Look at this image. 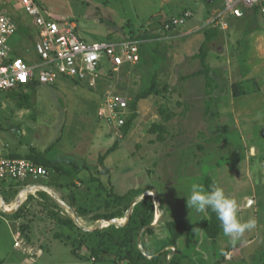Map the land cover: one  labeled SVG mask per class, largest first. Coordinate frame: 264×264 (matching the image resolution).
Instances as JSON below:
<instances>
[{
  "label": "rangeland",
  "instance_id": "rangeland-1",
  "mask_svg": "<svg viewBox=\"0 0 264 264\" xmlns=\"http://www.w3.org/2000/svg\"><path fill=\"white\" fill-rule=\"evenodd\" d=\"M35 1L47 11L69 22L75 21L81 36L87 41L118 39L132 31L136 34L152 31L155 19L170 18L184 10L193 11L194 18L176 30L178 37L163 41L157 51L145 52L146 65L123 72L120 69L118 76L107 75L105 79L98 80L95 88L61 76L54 84L44 83L35 89H27L30 99L24 108L19 106L11 92L0 94V147L19 151L27 158L34 156V152H40L49 159H56L58 168L52 177L34 185L43 186L49 180H55L54 176L59 179L56 182L68 183L74 177L78 187L72 190L54 184L53 187L57 191L56 196L66 205L75 192L76 201L88 208L83 216H79L75 208L64 206L61 213L71 215L86 231L110 225V219L94 218L107 210L103 203L109 188L113 187L118 194L131 189L147 190L145 193L152 195L156 210L152 230L148 232L145 228L146 232L143 234L142 230L138 236V246L145 253L171 250L170 254H165L166 264L174 254L181 264H263L264 228L258 229L257 226L245 231L235 242H230L223 231L212 239L201 227L209 217L207 211L197 213L186 203L191 184L204 186L205 177L210 175L226 194L236 200L242 198L239 215L243 220L253 218L255 213L260 215V220L264 219V31L261 23L247 24L232 18L231 26L222 30V34L210 44L208 61L211 75L220 87L215 98L211 99L204 90V76H185L202 68L196 55L204 40L202 28L212 15V0ZM0 10L12 16L21 27L10 38V43L16 52L33 60L31 49L35 38L33 40L30 36L36 33L33 17L22 9L20 0H0ZM159 58L161 62L157 65L155 59ZM156 70L159 72V88L165 95L142 99L131 130L123 138L117 137L97 116L104 92L110 83H117L120 93L133 97L150 85ZM104 72L109 73L108 66ZM246 80L247 93L234 96L232 85ZM165 85L166 91L163 89ZM209 103L211 112L207 111ZM170 113H173L172 119L166 121L165 117ZM154 123L167 125L168 132L162 141L157 137L158 133L150 131ZM116 140L119 141L118 149L105 161L110 175L101 176L108 189H104L100 196L97 190L89 188L90 182H82L81 179L88 180L97 173L99 155ZM63 158L65 161H61ZM86 162L93 169L80 168ZM73 163L80 167L72 166ZM253 183L262 200L255 213L254 206L249 209L251 206L245 207L243 201L244 195L252 191ZM24 188L25 185L19 184L14 198L6 196L5 188L0 189L3 196V200L0 196L1 212L14 210L5 206H16L23 193L25 196L18 208L30 195L35 198L28 203L27 211L19 219L10 215L18 208L9 215L2 213L6 219L1 220L0 243L12 244L16 236V240L22 241L18 246L27 247L25 253L34 257L35 262L26 258L29 264H114L113 255L87 260L81 257L91 255L86 248H79L81 256H76L70 245L55 240V232H66V228H59L46 210L53 208L57 201L61 205L63 203L54 197L49 199V206L44 207L39 195V191L44 189L40 187L37 191L21 193ZM144 195L135 200L139 201ZM157 195L163 202V208L158 205ZM131 210L132 204L127 216L115 224L124 225ZM178 219L186 220L188 230L179 240L177 249L162 248L169 236L167 222ZM255 233L256 242L246 245L234 259L222 261L224 245L241 246ZM40 250L44 251L41 258L38 257L40 254L37 255Z\"/></svg>",
  "mask_w": 264,
  "mask_h": 264
},
{
  "label": "built area",
  "instance_id": "built-area-1",
  "mask_svg": "<svg viewBox=\"0 0 264 264\" xmlns=\"http://www.w3.org/2000/svg\"><path fill=\"white\" fill-rule=\"evenodd\" d=\"M222 1L223 5L211 15L203 28L227 30L232 18H241L246 10L257 8L264 31V0ZM20 3L22 9L34 19L36 33L31 49L34 59L28 60V55L17 54L10 38L19 31V24L8 13L0 10V94L36 81L54 84L60 76L95 88L98 80L105 79L112 72L118 76L123 65H135L141 59L140 46L145 42L144 39L127 35L118 39L87 41L81 36L75 21L69 22L47 11L35 0H20ZM193 17V11L184 10L161 22V28L157 30L161 34L160 38L170 40L178 37L176 30ZM172 31L174 33L171 35L165 34ZM106 66L109 67V73L104 72ZM115 88L116 85L109 84L98 115L117 137L123 138L122 127L131 113L130 98L116 92ZM49 174L46 167L31 159L10 157L5 148L0 147V185L18 182L26 186V192H33L38 190L34 183L46 179ZM42 189L47 190V187ZM20 242L16 240L15 243L18 246Z\"/></svg>",
  "mask_w": 264,
  "mask_h": 264
},
{
  "label": "trees",
  "instance_id": "trees-1",
  "mask_svg": "<svg viewBox=\"0 0 264 264\" xmlns=\"http://www.w3.org/2000/svg\"><path fill=\"white\" fill-rule=\"evenodd\" d=\"M240 20H242L241 22L247 24L252 22L253 24H257V23L260 24L261 15L257 8H252L246 10L245 15L243 17L236 19V21H240ZM159 28H161V20L155 19L151 26L152 31H147V32L145 31L139 34L134 33V31L130 33V36L132 37L136 36L140 39H144L145 42H143L140 46V53H141L140 61L135 65H130V64L123 65L121 67L122 72L127 70L138 69L142 65H146L147 60L145 58V52H147L148 50L157 51V48H159V46L163 41L164 42L168 41L161 39L160 38L161 34L155 32V30H158ZM202 30L204 32L205 38L200 46L199 53L196 55V57L200 58L202 68L199 69L198 71L193 72L192 74L185 76V78L200 76V75L204 76L205 93L207 97H211V99H213V94L219 88V83L211 75L212 68L208 62V57L211 50L210 44H212L215 41V39L222 34V30L214 27H205L204 29L202 28ZM172 33H174V31L167 32L165 34L171 35ZM17 54L20 53L17 52ZM27 59L29 60L30 58ZM160 60L161 58L155 59L157 65L160 64L161 62ZM150 80L151 82L148 87L138 92L133 97H129L130 98L129 110L131 111V113L126 119L125 125L122 127V133L125 136L127 135L128 131L131 130L134 121L138 117L139 102L142 99H147L152 95H161V94L165 95V93H161V89L159 88V72L157 70L154 71V74L152 75ZM246 82L247 80L239 81V82H235L232 85L234 96H240L247 93L245 89ZM37 85H39V83L36 81L26 86H19L17 88H13L9 90V92H11V95L14 98L16 97L19 106L21 108H24L26 103L30 99V94L27 91V89H34L35 87H37ZM163 89L166 91L167 86L165 85ZM115 91L120 92L118 86L115 88ZM211 108H212L211 104L210 103L207 104V111L209 110L211 111ZM172 116L173 113L168 114L165 117V120L166 121L171 120ZM150 131L152 133H158L157 137L162 141L165 137L164 135L168 132V128L167 125L163 123L162 124L154 123ZM118 147H119V141L116 140L111 147H109L103 154L99 155L98 165L100 169L97 165L96 166L97 173L92 175L88 180L81 179L82 182L85 181L90 182L91 185L89 186V188H94V190H97L100 196L103 195L104 189H108L101 177L102 175H110V169L106 165L105 161L112 152L118 149ZM34 154H35L34 156L28 158L33 160L38 165H42L46 167L50 171L49 176L46 178L48 180L49 177H52V173L56 172V169L58 168V162L56 160L47 158L46 156H44V154L42 155V153L40 152H34ZM72 166L76 168L78 167L76 163H73ZM80 168L88 169V170L93 169V167L87 164V162L84 163V165L81 166ZM38 182H40V180ZM67 183L68 181L56 182L55 180L54 181L49 180L47 184H43V187L51 188L54 185H56L57 187H60L62 189L70 188L72 190L73 187L76 186V181L74 180V177H71L69 183L68 184ZM71 183H74L75 185ZM19 184L21 183L18 182L10 183L11 197L14 198L15 195H17L18 193L17 186ZM213 184L217 185L215 179L212 178L210 175L206 176L204 179L205 188L208 189ZM145 192H147V190L131 189L124 194H118L115 192V189L113 187L109 188L107 192V197L103 203V207L107 208V210H105V212L102 214H96L94 216L95 220L114 219V218L120 219L126 217L127 211L131 207L132 202L140 195L141 196L144 195ZM74 194L75 192H72L71 194L73 195L71 196L72 200L71 202H67V205L69 206L70 209L75 208L79 216H83L88 212V208L85 205L80 204L79 201L77 202ZM39 195L41 196V199L44 202L43 203L44 207H48L50 203L49 199L54 198L49 192L45 190H40ZM157 198L159 199V206L163 208V202L160 200L159 196ZM34 199H35L34 195L33 194L30 195L27 198V200L17 209V211L13 212L10 215L16 219H19L24 214V211H27L28 203L32 202ZM63 210H64L63 205H61L60 202L57 201L56 203H53V208H48L46 212L58 224L59 228L60 227L66 228V232L63 230H61L63 232L56 231L54 234V239L62 241L66 245H70L72 247V251L74 255L81 256L78 252L79 251L78 249L83 247L86 248L91 253V255L88 257L81 256L82 258H85L87 260L88 258L89 259L96 258L100 260L104 258L105 254H109L114 256L113 259L114 264H166L165 254L167 255L170 254L171 250L170 252H163V250H159L157 252L153 251V252L145 253L138 246V236L140 232L145 228L148 230V232L152 230L151 225L154 220L156 204L151 194L145 195L143 198L137 201V203L134 206H132V213L130 214L129 220L126 224L117 225L111 223L106 227L94 229L92 231L91 230L86 231L81 226H78L75 220L71 217V215L69 216L62 215L61 213ZM207 213L209 217L202 222L201 227L208 237L215 239L221 233L222 228L219 220L216 217V214L212 212L210 209L207 210ZM23 225L24 224H22V226ZM167 229L169 231V236L162 244V248L173 247L177 249L179 240L188 230V224L185 219L172 220L167 222ZM145 230L143 234L146 232ZM26 237H28V235H26ZM159 253L162 254L158 255ZM149 255H151V257H149ZM224 257L225 256H223L222 261H225ZM169 264H181V260L178 258L177 254L176 255L174 254L171 257V259L169 260ZM215 264H219V262Z\"/></svg>",
  "mask_w": 264,
  "mask_h": 264
},
{
  "label": "crops",
  "instance_id": "crops-1",
  "mask_svg": "<svg viewBox=\"0 0 264 264\" xmlns=\"http://www.w3.org/2000/svg\"><path fill=\"white\" fill-rule=\"evenodd\" d=\"M211 4L214 6V8L212 9V11H211V14H213L217 9H219L222 5H223V1L222 0H212L211 1ZM161 20H162V22L163 21H165V20H167V19H169V16H168V18H160ZM20 29H21V27L19 26V31H20ZM185 34H187V33H185ZM32 38H33V40H34V35H30ZM204 38H205V36H204ZM204 41V40H203ZM210 55V54H209ZM209 62V61H208ZM63 77V76H62ZM61 78V76L58 78V79H60ZM65 78H67V77H65ZM58 79H57V81H58ZM74 81V80H73ZM74 83H75V81H74ZM41 83H39V85H40ZM38 86V85H37ZM36 88V87H35ZM34 88V89H35ZM220 88V87H219ZM219 88L217 89V90H219ZM204 90H205V86H204ZM217 90L215 91V93L213 94V97L215 98V96L217 95L216 94V92H217ZM98 111H99V107H98ZM98 111H97V116H98V118H99V115H98ZM212 111V110H211ZM210 111V112H211ZM100 119V118H99ZM252 149V148H251ZM5 152H6V154H8L10 157H13V158H27V157H24V156H21V154L19 153V151H7L6 149H5ZM27 159H29V158H27ZM65 158H63V159H61V161L62 160H64ZM54 160H56V159H54ZM65 161V160H64ZM69 162V161H68ZM250 171H252L251 170V166H250ZM54 178H55V180L57 179V180H59L57 177H55L54 176ZM54 181V180H53ZM252 181V180H251ZM10 183L11 182H6V183H4L3 184V188H0V189H4L5 188V190H4V192H5V194H7L6 196L8 197V198H10L11 196H10ZM216 184L218 185V182H216ZM20 185H22V184H20ZM9 186V187H8ZM252 191L250 192V193H247V195H244V197H243V201H244V206L245 207H247V206H251V207H249V209L250 208H252L253 206H254V213L256 212V211H258V209H259V207L261 206L260 205V203H262V200H261V197H260V194H259V192H258V189H257V187H256V184L255 183H253L252 185ZM36 187H38V189L41 187H43L41 184L40 185H36ZM6 188H7V190H6ZM17 188H18V186H17ZM51 190H53V192H54V194H53V197H55V198H58V200H61L58 196H56V189L54 188V187H52V188H50ZM26 190V188H24L22 191H21V193L23 192V191H25ZM20 193V194H21ZM264 194V193H263ZM0 196L2 197V199H3V196L0 194ZM11 200L12 199H10V201H9V203L11 202ZM237 203H238V207L240 208V206H241V204H242V198L241 199H238L237 198ZM61 202H64L63 200H61ZM66 203V202H65ZM13 204V203H12ZM63 206L64 207H66L64 204H63ZM13 207H15V206H13ZM13 207H11V208H13ZM2 213H4V214H8L9 215V213H11V212H6V211H0V226L2 225V223H1V220L4 218V219H6L3 215H2ZM264 215V214H263ZM2 216V217H1ZM259 217H260V215H257L256 213H255V215L253 216V218L256 220V227L258 226V229L259 228H264V219H262V220H260L259 219ZM8 219L10 220V218L8 217ZM262 221V222H261ZM1 229V228H0ZM255 235H256V233H255ZM252 236V237H250L248 240L246 239V241H244V242H242V245L241 246H235L234 247V245H224V249H225V252H224V255L223 256H225L226 258H225V260H232V259H234V257L236 256V255H238L241 251H242V249L243 248H245L246 247V245H248V246H251L252 244H253V242H256L257 241V235L256 236ZM16 236H14V243H12L11 244V242L10 243H8V244H6L5 242H3V243H0V264H29V262H26V258L27 257H29V259H31L33 262H35L34 261V257H31L30 255H29V253L28 252H26L25 253V249H27V247H19V246H16ZM241 248V249H240ZM261 248H263V250L262 251H264V246H262ZM27 253H28V255H27ZM40 254V256H38L39 258H41L42 257V255H44V251L43 250H40L39 252H37V255H39ZM227 255H229L231 258H228L227 257ZM232 256H233V258H232ZM263 257V256H262Z\"/></svg>",
  "mask_w": 264,
  "mask_h": 264
},
{
  "label": "clouds",
  "instance_id": "clouds-1",
  "mask_svg": "<svg viewBox=\"0 0 264 264\" xmlns=\"http://www.w3.org/2000/svg\"><path fill=\"white\" fill-rule=\"evenodd\" d=\"M186 197L187 207L190 210L203 214L210 209L216 214L223 235L228 237L230 242H235L245 231L256 227L254 218L243 220L240 217L236 199L226 194L218 185L213 184L206 189L199 183H192Z\"/></svg>",
  "mask_w": 264,
  "mask_h": 264
},
{
  "label": "water",
  "instance_id": "water-1",
  "mask_svg": "<svg viewBox=\"0 0 264 264\" xmlns=\"http://www.w3.org/2000/svg\"><path fill=\"white\" fill-rule=\"evenodd\" d=\"M47 190L49 191V193L51 194V195H53L54 194V192H53V190H51L50 188H47ZM145 195H150L149 193H145ZM144 195V196H145ZM2 198V197H1ZM58 199V198H57ZM3 200V199H2ZM138 201V200H137ZM137 201L136 200H134L133 202H132V206H134L136 203H137ZM61 203H63L67 208H69V206L68 205H66L64 202H61ZM21 204V197L19 196V198H18V200H17V204H16V206L14 207V208H10V209H17L18 208V206ZM158 205H159V203H158ZM14 210H9V211H7V212H13ZM132 213V210H131V212L128 214V217L125 219V221H126V223L128 222V220H129V216H130V214ZM119 221V219H116V218H114V219H110L108 222L111 224V223H117ZM125 223V224H126ZM100 227H98V228H94V229H99ZM175 249V248H174Z\"/></svg>",
  "mask_w": 264,
  "mask_h": 264
},
{
  "label": "bare ground",
  "instance_id": "bare-ground-1",
  "mask_svg": "<svg viewBox=\"0 0 264 264\" xmlns=\"http://www.w3.org/2000/svg\"><path fill=\"white\" fill-rule=\"evenodd\" d=\"M24 196H25L24 193H23L22 195H20L21 199H23ZM0 205H1V202H0ZM3 206H5V205H3ZM5 207H7V208H11V206H9V205H6ZM158 217H159V216L157 215V216H156V221H157Z\"/></svg>",
  "mask_w": 264,
  "mask_h": 264
}]
</instances>
